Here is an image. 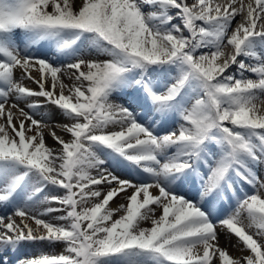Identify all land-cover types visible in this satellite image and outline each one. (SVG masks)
Listing matches in <instances>:
<instances>
[{
	"label": "snow or ice",
	"instance_id": "1",
	"mask_svg": "<svg viewBox=\"0 0 264 264\" xmlns=\"http://www.w3.org/2000/svg\"><path fill=\"white\" fill-rule=\"evenodd\" d=\"M261 99L264 0H0V264H264Z\"/></svg>",
	"mask_w": 264,
	"mask_h": 264
},
{
	"label": "bare ground",
	"instance_id": "2",
	"mask_svg": "<svg viewBox=\"0 0 264 264\" xmlns=\"http://www.w3.org/2000/svg\"><path fill=\"white\" fill-rule=\"evenodd\" d=\"M76 2L79 4L80 0H76ZM186 2L191 7L194 3H196V0H186ZM227 2H228V0H214V3H219L221 5H224ZM243 2L245 5H247L249 2L254 3V0H243ZM237 20H239V18H237ZM176 22L178 23L179 21H176ZM233 27H235V23L233 24ZM224 51H225V53H230L232 50H231V48H225ZM242 59H245L247 63L253 62L251 60H248L247 58H242ZM68 62H71V61L65 60L64 64H60L57 66L65 68L66 63H68ZM22 71L23 70H20V69L14 70V78L17 80V82L22 83V86H25V87H28L29 89L38 91L39 90L38 85L33 80H30V79H27L26 77H23ZM29 71L31 72L33 77L39 78L40 74H39L37 69H29ZM70 74H71V71L67 70L65 68L64 74L61 77L63 79V82L69 86H71L75 82L74 79H72V80L68 79V76ZM246 75L252 79L256 78L255 75L251 74V73H246ZM48 81H49V86H50V84H51V77L50 76L48 77ZM56 91H57V93L59 92V84H57ZM65 94H67V89H65ZM33 99H36V98H33ZM29 102H31V101H29ZM39 103L42 105L39 108L41 111L39 112L38 110H35L36 111L35 118L37 120H42L43 123L47 122L48 127L44 128V136H45L46 144L53 149H58L60 146L53 140L52 136L50 135V129L54 127L57 135L61 136L65 140H68L70 138V134L63 130V125H66L64 123L65 122L64 120H67V122H70V123H71V121L60 110H58L55 106H52L50 104H45L43 98H39ZM256 103H257V107L260 110L261 114H264V99L258 100V101H256ZM20 107L26 108V105L24 103L20 102ZM26 110H27V108H26ZM16 116H19L18 112L16 113ZM54 120H56L60 125L55 124ZM14 122H16V121H14ZM92 174L96 175L95 170H93ZM117 174L120 175L121 173L118 172ZM150 191H153L155 193L156 190L151 189ZM261 191H264V190H261ZM122 203L126 204V200L124 199L123 194L121 196H118L117 198H115L112 202H110V206H111V208H116L118 205H120ZM52 206H55V205H52ZM36 210L39 211L38 208H36ZM121 214L122 213H120V212L116 213L114 218L118 217ZM46 218L50 219V217H46ZM13 219L16 222L20 220V218H18V217H13ZM26 222H29V221H26ZM30 226L34 230H36L34 228V226H32V225H30ZM142 226L143 227H150L151 226L150 221L142 223ZM37 243L42 245V246L47 244V243H43V242H37ZM235 245H236V238L234 236H232L230 239H228L225 237L224 233H221V235H220V246L223 248H226L232 257L236 258V257H240L242 255L248 254L247 251L241 252L240 249L238 247H236ZM25 246H29V244H26ZM25 246L22 249V252L25 254V257L33 258L34 256L40 254L35 249H32V248L27 249V248H25ZM64 248H65V245L62 243H59L58 247L56 248V251L50 255L62 254V253H64ZM49 251H51V250L48 249V252Z\"/></svg>",
	"mask_w": 264,
	"mask_h": 264
},
{
	"label": "rangeland",
	"instance_id": "3",
	"mask_svg": "<svg viewBox=\"0 0 264 264\" xmlns=\"http://www.w3.org/2000/svg\"><path fill=\"white\" fill-rule=\"evenodd\" d=\"M75 3H76V5L77 6H79V4L76 2V0H75ZM70 71H72V70H70ZM32 75V74H31ZM33 76V75H32ZM65 122V124H70V122H67V120H64ZM54 123L55 124H59L56 120H54ZM45 124H47V122L45 123ZM60 125V124H59ZM59 136V135H58ZM261 176H262V178H264V172H262L261 173ZM17 220V219H16ZM16 223H20V220L19 221H17ZM30 225H32V226H34V228L35 229H37V226L35 225V223H34V221H29L28 222ZM30 246V247H29ZM29 246H26V248L28 249H30V248H32V249H35L37 252H39L40 254L41 253H44V254H52V253H54L55 251H56V248L58 247V244H56L55 246H49L48 244H46V245H40V244H38V243H35V244H29ZM48 249H50L51 251H49L48 252Z\"/></svg>",
	"mask_w": 264,
	"mask_h": 264
}]
</instances>
